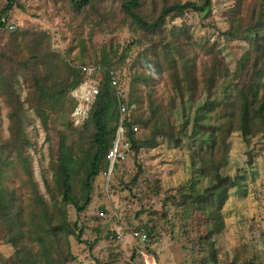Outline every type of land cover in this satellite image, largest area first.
<instances>
[{
  "label": "trees",
  "instance_id": "1",
  "mask_svg": "<svg viewBox=\"0 0 264 264\" xmlns=\"http://www.w3.org/2000/svg\"><path fill=\"white\" fill-rule=\"evenodd\" d=\"M17 1L7 0L0 16V31H6L8 38L6 45L0 48V97L9 109V137L0 143V237L3 244L15 250L8 258L0 251V264H70L77 257L67 234L64 211L57 200L62 198L63 203L74 208L78 216L85 213L92 203L94 182L109 166L107 156L116 136L118 99L109 83L108 73L109 70H119L108 56L94 64L102 65L108 73L103 74L100 94L88 119L83 126L76 127L71 119L77 105L72 92L86 80L82 66L89 64L72 65L68 62L66 53L53 49L50 33L9 30L7 18ZM67 1L78 13L87 9L100 13L103 7L102 0ZM146 1L121 0L125 19L136 25V30L142 32L149 43L146 49L148 55L143 56L141 63L147 67L153 64L158 73L168 72L181 94L183 105L185 96L190 95L189 102H193L198 79L195 76L196 61L188 55L187 47L204 50L208 55L214 54L216 65L222 59L220 46L195 40L187 24L172 26L168 34L165 29L171 19L185 18L189 13H211L213 2L159 0L155 18L147 20L138 13L145 8ZM237 1V7L230 14V28L222 35L228 41H242L245 51L236 71L230 75L233 76L232 89L227 98L211 100L217 90L218 72L207 67L204 76L207 99L196 105V112L192 115L186 114L182 107L181 117L184 120L181 125L176 126L169 121L161 112L160 105L151 98L146 114L141 113L126 123V137L131 143V152L135 154L156 148L160 145L159 140L172 148L188 147L196 177L191 186L192 192L181 188L178 196H167L164 200V207L167 202L171 206L180 205L186 215L202 213L204 216L215 214L221 217L230 192L239 187L242 180L241 176L222 174L229 163L231 136L240 134L247 144L257 137H264V0H254L249 14L241 18L243 0ZM140 44L141 39L132 40L124 53ZM20 82L27 87L24 99L17 88ZM135 90L132 84V96L129 98L130 94L126 95L129 103L138 105L141 99L133 94ZM68 103L71 105L69 128L74 131L76 139L71 140L66 134H61L58 157L51 167L52 181L44 182L46 197L34 177L29 154L33 143L24 128L26 112L32 110L47 131L51 115L63 114ZM175 106L170 109L172 114L177 110ZM135 125L149 130L148 136H136L132 130ZM120 165L121 162L117 163L116 169ZM14 178L19 179L21 187L10 185ZM80 180L85 193L82 196L78 191ZM136 180L134 178L130 184L136 185ZM23 188L27 196L18 194ZM76 228L79 231L78 242L83 243L85 229L79 226L78 221ZM140 229L136 232L148 236L146 230ZM212 237L206 238L209 261L218 264V252L214 242H211ZM98 241L95 239L90 248L93 249Z\"/></svg>",
  "mask_w": 264,
  "mask_h": 264
},
{
  "label": "rangeland",
  "instance_id": "2",
  "mask_svg": "<svg viewBox=\"0 0 264 264\" xmlns=\"http://www.w3.org/2000/svg\"><path fill=\"white\" fill-rule=\"evenodd\" d=\"M212 2L211 13H189L185 18L171 19L165 29L168 34L172 26L187 24L195 40L220 46L222 59L214 65V54L208 55L204 50L188 45V55L196 61L195 76L198 80L193 102H189L190 95L185 96L184 105L168 72L158 73L153 64L147 67L141 63L143 56L148 55L149 43L146 36L136 30V25L125 19L121 0H102L100 13L89 9L78 13L67 0H18L7 19L8 26L15 27L12 31L50 33L53 49L66 53L72 65L97 64L102 57L108 56L112 65L118 68L129 98L132 96V84L135 85L133 94L141 99L138 116L146 114L151 98L160 105L165 117L179 126L184 120L182 107L186 114L192 115L196 112V105L207 99L206 68L211 71L214 68L218 72L217 90L211 100H225L232 89L233 76L230 75L236 71L245 51L242 41H228L222 35L230 28V14L238 1ZM253 2L242 1L239 18L249 14ZM6 6L7 0H0V16ZM158 10L159 0L158 4L157 0H147L145 8L138 13L152 20ZM7 39L6 31H0V48L6 45ZM137 39H141L142 44L124 53L129 43ZM183 86L186 87L184 83ZM17 88L22 98H26L25 84L20 82ZM174 105L177 110L172 114ZM70 110L68 103L63 114L51 115L47 131L32 110L26 112L24 128L33 143L29 154L34 177L46 197L44 182L52 181L51 167L58 157L61 134H66L71 140L76 139L74 131L69 128ZM8 114L7 104L0 97V143L9 137ZM148 134L149 130L141 126L139 138ZM159 142L160 145L154 149H145L137 154L131 152L110 178L104 176L108 168L105 169L94 182L91 205L80 216L74 208L65 205L62 198L57 200L64 211L67 234L77 257L70 264H145L142 252L155 258L158 264H212L207 236H213L211 242L218 252V264H264V137H257L247 144L240 134L231 136L229 163L222 174L241 176L242 180L241 185L230 192L221 217L215 214L204 216L202 213L186 215L184 207L171 206L168 202L164 207L166 197L178 196L181 188L192 192L196 177L186 145L172 148L161 140ZM134 178L137 184L131 185ZM81 183L80 180V196L85 194ZM10 185L21 187V182L14 178ZM18 194L27 196V191L23 188ZM77 221L85 229L83 243L78 242ZM137 229L146 230L148 243L145 246L131 236ZM118 234L124 235L123 241L118 239ZM95 239L99 241L92 249L90 244ZM0 251L6 258L15 252L10 245L2 243L1 237Z\"/></svg>",
  "mask_w": 264,
  "mask_h": 264
},
{
  "label": "built area",
  "instance_id": "3",
  "mask_svg": "<svg viewBox=\"0 0 264 264\" xmlns=\"http://www.w3.org/2000/svg\"><path fill=\"white\" fill-rule=\"evenodd\" d=\"M14 26H9V30H14ZM86 73V80L72 92V97L77 102L76 107L71 113V119L76 127H81L85 124L90 115L91 108L100 94V86L103 79V74L108 73L102 65H87L82 66ZM109 83L114 89L115 96L118 99L119 121L116 131L115 140L112 149L109 151L107 159L109 166L104 176L110 178L117 166V163L125 161L131 153V143L126 137V123L130 122L138 115L139 108L135 103H129L127 100L126 90L123 88L118 72L109 70ZM133 133L138 136L141 133V128L138 125L132 127ZM132 238L139 241L142 245L148 243V237L143 232H133ZM118 239L123 241L124 235L118 234ZM145 257V264H158L155 258L147 257L144 252L141 253Z\"/></svg>",
  "mask_w": 264,
  "mask_h": 264
}]
</instances>
